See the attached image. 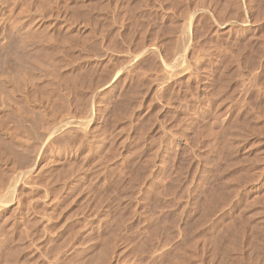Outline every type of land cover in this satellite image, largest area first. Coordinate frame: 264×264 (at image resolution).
Masks as SVG:
<instances>
[{
    "label": "rangeland",
    "instance_id": "obj_1",
    "mask_svg": "<svg viewBox=\"0 0 264 264\" xmlns=\"http://www.w3.org/2000/svg\"><path fill=\"white\" fill-rule=\"evenodd\" d=\"M1 4L0 264H264V0Z\"/></svg>",
    "mask_w": 264,
    "mask_h": 264
},
{
    "label": "bare ground",
    "instance_id": "obj_2",
    "mask_svg": "<svg viewBox=\"0 0 264 264\" xmlns=\"http://www.w3.org/2000/svg\"><path fill=\"white\" fill-rule=\"evenodd\" d=\"M23 1H24V0H23ZM31 1H32V0H31ZM2 2H3V1H2ZM5 2H6V1H5ZM28 2H29V1H28ZM45 2H46V1H45ZM35 3H36V2H35ZM23 4H24V3H23ZM23 4H22V5H23ZM26 4H27V2H26ZM26 4H25V5H26ZM29 4H30V3H29ZM36 4H37V3H36ZM48 4H49V3H48ZM1 5H2V4H1V0H0V6H1ZM3 5H4V4H3ZM10 6H12V5H10ZM27 6H29V5L27 4ZM30 6H31V5H30ZM12 7H13V6H12ZM58 7H59V6H58ZM1 8L4 9V6L1 7ZM6 8H7V7H6ZM14 8H15V6H14ZM21 8H23V7L21 6ZM32 8H33V7H32ZM17 9H18V8H17ZM30 9H31V8H30ZM0 10H2V9H0ZM27 10H28V8H27ZM12 11H13V10H12ZM20 11L22 12L23 10H20ZM28 11H29V10H28ZM0 12H1V11H0ZM9 12H10V10H9ZM21 12H19V16H20ZM23 12H24V11H23ZM29 12H30V11H29ZM36 12H38V11L36 10ZM194 12H195V11H194ZM25 13H26V12H25ZM34 13H35V12H34ZM9 14H10V13H9ZM27 14H28V13H27ZM27 14H26V15H27ZM37 14H41V12H40V13L38 12ZM14 15H16V14H14ZM22 15H24V14H22ZM22 15H21V16H22ZM28 15H30V14H28ZM28 15H27V16H28ZM0 16H1V15H0ZM27 16H25V17H27ZM41 16H42V15H41ZM8 17H9V16H7V18H8ZM10 17H12V16H10ZM22 17H23V16H22ZM22 17H21V18H22ZM34 17H35V16H34ZM3 18H4V17H3ZM21 18L18 19V20H20V21H22V22H20V21H18V20H17L18 22L16 21V22L18 23V25H19V22H20V24H21L20 27H21V28H20V27H19L18 29L16 28V27L18 26L16 22H15L16 24H13V23H12V24H9L8 27H9V28L11 27V29H12V28H13V29L16 28V30H17V32H16V30H15L16 33H18L19 30H20V32L25 31V32H23V33H26V34H27V31H26L27 28H28L27 26H28V25L30 26L29 20H28L27 18H24V20H22L23 18H22V19H21ZM31 18H32V17H31ZM1 19H2V17H1ZM11 19H12V18H11ZM13 19H14V18H13ZM29 19H30V17H29ZM33 19H34V18H33ZM33 19H30V20H33ZM37 20H38V18H37ZM42 20H43V19H42ZM0 21H1V20H0ZM14 21H15V20H14ZM24 21H25V22H24ZM23 22H24V23H23ZM33 22H34V21H33ZM40 22H41V21H40ZM8 23H9V22H8ZM8 23H7V24H8ZM3 24H4V23H3ZM7 24H6V25H7ZM32 24H33V23H32ZM233 24H234V22H233ZM37 25H38V24H37ZM0 26L3 27V25H0ZM183 26H185V25H183ZM6 27H7V26H6ZM36 27H37V26H36ZM31 28H32V27H31ZM43 28H44V27H43ZM47 28H48V27H47ZM0 29H2V28L0 27ZM5 29H6V28H5ZM39 29H40V28H39ZM184 29H185V27H184ZM28 30H29V29H28ZM2 31H4V30H2ZM2 31L0 30V41H1V42L4 41L3 39L6 38V36L4 37L5 34L1 33ZM5 31H6V30H5ZM5 31H4V32H5ZM15 32H14V33H15ZM20 32H19V33H20ZM29 32H30V31H29ZM36 32H37V31H36ZM19 33H18V34H19ZM23 33H22V34H23ZM34 33H35V31H34ZM46 33H47V31H46ZM20 34H21V33H20ZM26 34H25V35H26ZM38 34H39V33H38ZM180 34H181V32H180ZM182 34H185V33L182 32ZM36 35H37V34H36ZM186 35H187V34H186ZM23 36H24V35H23ZM23 36H22V37H23ZM9 37H10V36H9ZM12 37H13V36H12ZM37 37H38V36H37ZM20 38H21V36H20ZM25 38L28 39V36L25 37ZM25 38H24V39H25ZM29 38H30V36H29ZM183 38H184V36H183ZM187 38H188V37H187ZM187 38H186V39H187ZM27 39H26V40H27ZM34 39H35V38H34ZM45 39H46V38H45ZM184 39H185V38H184ZM22 40H23V39H22ZM38 40H39V39H38ZM181 40H183V39H181ZM19 41H20V40H19ZM28 41H29V40H28ZM43 41H44V40H43ZM1 42H0V44H1ZM29 42H30V41H29ZM48 42H50V40H48ZM183 42H184V40H183ZM20 43H21V42H20ZM37 43H38V42H37ZM185 43H186V42H184L183 45H185ZM26 44H27V43H26ZM30 44H31V43H30ZM178 44H179V43H178ZM23 45H24V44H23ZM46 45H47V44H46ZM0 46H1V45H0ZM4 46H5V45H4ZM42 46H43V45H42ZM10 47H11V46H10ZM21 47H23V46H22V43H21ZM40 47H41V46H40ZM43 47H44V46H43ZM180 47H181V46H180ZM2 48H3V47H2ZM27 48H28V47H27ZM148 48H149V47H146V49H148ZM177 48H178V47H177ZM14 49H15V48H14ZM34 49H35V48H34ZM39 49H41V48H39ZM43 49H44V48H43ZM150 49H152V46L150 47ZM178 49L180 50V48H178ZM0 50H1V49H0ZM12 50H13V49H12ZM23 50H24V49H23ZM148 50H149V49H148ZM148 50H147V51H148ZM175 50H176V49H175ZM41 51H42V49H41ZM41 51H39V52H41ZM145 51H146V50H145ZM177 51H178V50H177ZM3 52H4V51H3ZM174 52H175V51H173V54H174ZM4 53H5V52H4ZM41 53H43V52H41ZM41 53H40V54H41ZM178 53H179V51H178ZM178 53H176V54H177V56H176L177 58L179 57V56H178ZM180 53H181V52H180ZM180 53H179V54H180ZM17 54H18V53H17ZM27 54H28V53H27ZM44 54H45V53H44ZM44 54H41V55L45 56ZM176 54H175V55H176ZM11 55H12V54H11ZM47 56H48V55H47ZM25 57H26V56H25ZM171 57H172V56H171ZM176 57H175V58H176ZM27 58H28V57H26V59H27ZM38 58H39V57H38ZM127 58H128V57H127ZM177 58H176V59H177ZM179 58H180V57H179ZM8 59H9V57H8ZM13 59H14V58H13ZM44 59H45V58H44ZM176 59H175V60H176ZM4 60H5V58H4ZM28 60H29V58H28ZM41 60H42V59H41ZM177 60H179V59H177ZM181 60H182V59H181ZM172 61H173V60H172ZM4 62H5V61H4ZM15 62H16V61H15ZM40 62H41V61H40ZM169 62H170V61H169ZM2 63H3V62H2ZM26 63H27V62H26ZM41 63H42V62H41ZM41 63H40V64H41ZM176 63H177V61H176ZM178 63H179V62H178ZM180 63H181V62H180ZM180 63H179V64H180ZM4 64H5V63H4ZM36 64H37V63H36ZM38 64H39V62H38ZM42 64H43V63H42ZM44 64H46V63H44ZM2 65H3V64H2ZM10 65H11V64H10ZM171 65H172V64H171ZM7 66H8V65L6 64V66H3V67L6 68ZM12 66H13V65H12ZM21 66H22V65H21ZM36 66H37V65H36ZM39 66H40V65H39ZM41 66H42V65H41ZM47 66H48V65H47ZM10 67H11V66H10ZM10 67H9V68H10ZM19 67H20V66H19ZM169 67H171V66H169ZM172 67H173V66H172ZM0 68H1V67H0ZM12 68H14V66H13ZM174 68H175V67H174ZM3 69H4V68H3ZM44 69H45V68H44ZM184 69H186V68H184ZM1 70H2V69H1ZM1 70H0V71H1ZM6 70H7V68H6L5 70H3V71L6 72ZM9 70H10V69H9ZM9 70H8L7 73H9ZM18 70H19V69H18ZM20 70H21V69H20ZM41 70H43V69H41ZM45 70H46V69H45ZM182 70H183V69H182ZM10 71H11V70H10ZM12 71H13V70H12ZM14 72L16 73V71H14ZM14 72H13V73H14ZM47 72H48V71H47ZM166 72H167V71H166ZM1 73H2V72H1ZM1 73H0V74H1ZM13 73H12V74H13ZM39 73H40V72H39ZM48 73H49V72H48ZM171 73H172V72H170V74H171ZM5 74H6V73H4V76H5V77L2 76V74L0 75V114L3 113V112H5L6 110L8 111V109H10V108H9L10 106H9V107L7 106V102H10V101H7V100H9L11 97L17 98L16 95H15V93H16V94H20V93H21V91H19V90H17V89L9 88V87H7V86L5 85V84H6V81H7V79H8V77L11 76V75L7 76V75H5ZM10 74H11V72H10ZM175 74H176V73H175ZM16 75H17V74H16ZM18 75H20V74H18ZM41 75H42V74H41ZM172 75H174V73L171 74V76H172ZM30 76H31V75H30ZM6 77H7V78H6ZM14 77H16V76H14ZM26 77H27V76H26ZM185 77H186V76H185ZM9 78H10V77H9ZM12 78H13V77H12ZM12 78H11V80H12ZM31 78H32V77H31ZM31 78H30V80H31ZM33 78H34V77H33ZM35 78H36V77H35ZM35 78H34V79H35ZM40 78H41V77H40ZM44 78H45V77H44ZM163 78H164V77H163ZM166 78H167V77H166ZM169 78H170V77H169ZM187 78H188V77H187ZM13 79H14V78H13ZM16 79H17V78H16ZM16 79H15V80H16ZM27 79H28V78H27ZM164 79H165V78H164ZM162 80H163V79H162ZM12 81H13V80H12ZM12 81H10V82H12ZM37 81H38V80H37ZM164 81H165V80H164ZM164 81H163V82H164ZM178 81H179V80H178ZM188 81H189V79H188ZM4 82H5V83H4ZM15 82H16V81H15ZM22 82H23V80H22ZM35 82H36V81H35ZM46 82H47V81H46ZM7 83H9V79H8V82H7ZM13 83H14V82H13ZM16 83H17V82H16ZM23 83H24V82H23ZM31 83H33V82H31ZM37 83H38V82H37ZM106 83H107V82H106ZM108 83H109V82H108ZM108 83H107V84H108ZM27 84H28V83H27ZM18 85H19V84H18ZM23 85H24V84H23ZM38 86H39V85H38ZM38 86H37V87H38ZM21 87H22V86H21ZM41 87H42V86H40V88H41ZM101 87H102V86H101ZM24 88H25V86H24ZM36 89H37V88H36ZM21 90H22V88H21ZM38 90H39V89H38ZM42 90H43V89H42ZM46 90H47V89H46ZM33 91H34V90H33ZM39 91H40V90H39ZM41 92H42V91H41ZM46 93H47V92H46ZM46 93H45V94H46ZM21 94H22V93H21ZM27 94H28V93H27ZM30 95H31V94H30ZM30 95H29V96H30ZM32 95H33V94H32ZM37 95H38V94H37ZM47 95H48V94H47ZM20 96H21V95H20ZM20 96H19V97H20ZM22 96H24V95H22ZM22 96H21V97H22ZM26 96H27V95H26ZM39 96H40V92H39ZM42 96H43V95H42ZM32 97H33V96H32ZM49 97H50V96H49ZM14 98H13V99H14ZM24 98H25V96H24ZM24 98H23V99H24ZM35 98H36V97H35ZM41 98H44V97H41ZM13 99L11 98V100H13ZM28 99H29V98H28ZM14 100H15V99H14ZM29 100H30V99H29ZM31 100H32V98H31ZM45 100H46V99H45ZM27 101H28V100H27ZM45 102H46V101H45ZM19 103H21V102H19ZM28 103H29V102H28ZM25 104H26V103H25ZM45 104H46V103H45ZM9 105H10V104H9ZM39 105H40V104H39ZM32 109H33V108H32ZM35 109H36V108H35ZM44 109H45V108H44ZM12 110H14V109H12ZM27 110H28V109H27ZM30 110H31V109H30ZM16 111H17V110H16ZM60 111H61V110H60ZM18 112H19V111H18ZM87 112H89V111L87 110ZM6 113H7V112H5V113H3V114H4V115H7ZM10 113H11V112H10ZM10 113H9V115H11ZM43 113H44V112H43ZM16 114H17L18 116L21 117V115H19L17 112H16ZM21 114H22V113H21ZM30 114H31V113H30ZM37 114H38V113H37ZM45 114H46V113H45ZM4 115H3V116H4ZM13 115H14V114H12L11 116H13ZM17 115H16V116H17ZM22 115H23V114H22ZM38 115H39V114H38ZM46 115H47V114H46ZM18 116H17V117H18ZM31 116H32V115H31ZM48 116H49V115H48ZM1 117H2V115H1ZM7 117H8V116H7ZM57 117H58V116H57ZM61 117H62V116H61ZM61 117L59 118L60 121H58V122H56V123H54V124H53V121H52L53 126H52V127L49 126L51 131H49L48 134L51 135V134L54 133L55 131L59 130L60 128L63 129V127L65 128V127H67V125H70L71 123H72V125H73L74 122L67 121V119L65 120V119H63V118H62V120H61ZM63 117H64V115H63ZM67 117H68V116H67ZM39 118H40V117H39ZM88 118H89V117H88ZM0 119H2V118H0ZM42 119H43V118H42ZM13 120H14V119H13ZM40 120H41V119H40ZM47 120H48V119H47ZM53 120H54V119H53ZM26 121H27V120H26ZM36 121H37V119H36ZM54 121H56V119H55ZM74 121H75V120H74ZM14 122H15V121H14ZM221 122H222V121H221ZM45 123H47V122H45ZM77 123H78V122H77ZM79 123L81 124V122H79ZM86 123H87V122H86ZM50 124H51V123H50ZM50 124H49V125H50ZM52 124H51V125H52ZM87 124H88V123H87ZM39 125H40V124H39ZM76 125H77V124H76ZM83 125H86V124H83ZM6 126H8V125H6ZM18 126H19V125H18ZM23 126H24V125H23ZM47 126H48V124L46 125V127L44 126L45 129L47 128ZM77 126H78V125H77ZM30 127H31V126H30ZM49 127H48V128H49ZM78 127H79V126H78ZM28 128H29V127H28ZM48 128H47V129H48ZM51 128H52V129H51ZM70 128H71V127H70ZM76 128H77V127H76ZM80 128H81V127H80ZM13 129H14V128H13ZM41 129H42V128H41ZM41 129H40V130H41ZM81 129L83 130V128H81ZM0 130H1V129H0ZM43 130H44V128H43ZM60 130H61V129H60ZM66 130H67V129H66ZM66 130H65V131H66ZM7 131H8V130H7ZM30 131H31V130H30ZM45 131H46V130H45ZM47 131H48V130H47ZM62 131H63V130H62ZM76 131H77V130H76ZM63 132H64V131H63ZM83 132H84V131H83ZM0 133H1V132H0ZM19 133H20V132H19ZM34 133H35V132H34ZM45 133H46V132H45ZM61 133H62V132H61ZM84 133H85V132H84ZM10 134H11V133H10ZM26 134H27V133H26ZM43 135H44V134H43ZM50 135H49V136H50ZM89 135H91V133H90ZM3 136H4V135H3ZM26 136H27V135H26ZM40 136H41V135H40ZM85 136H86V135H85ZM0 137H1V136H0ZM21 137H24V136H21ZM41 137H42V136H41ZM15 138H16V137H15ZM27 138H28V137H26V139H27ZM0 139H1V138H0ZM11 139H12V138H11ZM20 139H22V138H20ZM40 139H41V138H40ZM88 139H89V138H88ZM27 140H28V139H27ZM86 140H87V139H86ZM0 141H1V140H0ZM3 142H4V141H3ZM29 142H30V141H29ZM92 142H93V141H92ZM9 143H10V142H9ZM22 143H23V141H20V144H22ZM45 143H46V142H45ZM7 144H8V143H7ZM16 144H17V143H16ZM20 144H19V145H20ZM23 144H25V142H24ZM86 145H87V144H86ZM15 146H16V145H15ZM37 148H38V147H37ZM15 149H16V148H15ZM15 149H14V150H15ZM2 153H3V152H2ZM5 157H6V156H5ZM35 158H36V157H35ZM0 159H1V158H0ZM33 159H34V158H33ZM17 161H18V160H17ZM33 164H34V163H33ZM20 165H21V164H20ZM7 166H8V165H7ZM9 166H10V165H9ZM25 168H26V167H25ZM32 169H33V167H32ZM27 170H28V169H27ZM29 170H31V169H29ZM32 171H33V170H32ZM23 173H26V171L21 172V174H23ZM27 173H30V171H28ZM21 174H19V175H21ZM19 175L17 174V176H14V177H15V178H16V177H19ZM23 175H24V174H23ZM29 175H30V174H29ZM15 178H12V180H16ZM9 182H10V181H9ZM9 186H10V189H8V190H9V191H8V194H9V196H10V194L12 195V191L14 192L15 183H11ZM232 187H233V186H232ZM7 188H9V187H7ZM239 189H240V188H239ZM6 190H7V189H6ZM6 190H5V192H7ZM233 190H234V189H233ZM247 191H248V190H247ZM5 192H4V193H5ZM10 192H11V193H10ZM227 193H228V192H227ZM6 194H7V193H6ZM8 194H7L6 198L8 197ZM3 195H4V194H3ZM235 195H236V194H235ZM245 195H247V194H245ZM4 197H5V195H4ZM238 197L240 198V197H242V196H239V195H238ZM245 197H246V196H245ZM245 197H244V198H245ZM257 197H258V196H257ZM9 198H10V197H9ZM11 198H12V197H11ZM228 198H229V196H228ZM241 199H242V198H240V200H241ZM260 199H261V198H260ZM210 200H211V199H210ZM210 200H209V201H210ZM218 200H219V199H218ZM218 200H216V201H218ZM221 200H222V199H221ZM253 200H254V198H253ZM48 201H49V200H48ZM222 201H223V200H222ZM238 201H239V200H238ZM242 201H243V200H242ZM251 201H252V200H251ZM16 202H17V201H16ZM212 202H213V201H212ZM239 202H240V201H239ZM245 202H246V201H245ZM215 203H216V202H215ZM254 203H255V202H254ZM209 204H210V203H209ZM223 204H224V203H223ZM247 204H248V203H247ZM214 205H215V204H214ZM219 205H220V204H219ZM256 205H257V204H256ZM258 205H259V204H258ZM45 206H46V204H45ZM224 206H225V205H224ZM224 206H223V208H225ZM226 206H227V205H226ZM16 207H17V206H16ZM52 208H53V207H52ZM213 208H214V207H213ZM248 208H249V207H248ZM50 209H51V208H50ZM219 209H220V208H219ZM208 210H210V209H208ZM212 210H213V209H212ZM212 210H210V211H212ZM242 210H243V209H242ZM244 210H245V209H244ZM18 211H19V210H18ZM28 211H29V210H28ZM204 212H205V211H204ZM207 212H208V211H207ZM259 212H260V211H259ZM69 213H70V212H69ZM109 213H110V212H109ZM208 213H209V212H208ZM8 214H9V213H8ZM42 214H43V213H42ZM212 214H213V213H212ZM69 215H70V214H69ZM248 215H249V214H248ZM258 215H259V214H258ZM59 216H60V215H59ZM6 217H7V216H6ZM66 217H67V216H66ZM66 217H65V218H66ZM99 217H100V216H99ZM10 218H11V217H10ZM42 218H43V217H42ZM42 218H41V220H42ZM67 218H68V217H67ZM97 218H98V217H97ZM231 218H232V217H231ZM248 219H249V218H248ZM18 220H19V219H18ZM49 220H50V219H49ZM53 220H54V219H53ZM243 220H244V219H243ZM34 221H35V220H34ZM222 221H223V220H222ZM234 221H235V220H234ZM234 221H233V222H234ZM12 222H13V221H12ZM44 222H45V221H44ZM196 222H197V221H196ZM205 222H206V221H205ZM217 222H218V221H217ZM220 222H221V221H220ZM229 222H230V221H229ZM10 223H11V222H10ZM37 223H38V222H37ZM223 223H225V222H223ZM242 223H243V222H242ZM41 224H42V223H41ZM198 224H199V223H198ZM201 224H202V223H201ZM230 224H231V223H230ZM234 224H235V223H234ZM234 224H231L230 226H232V225H234ZM243 224H244V223H243ZM49 225H50V224H49ZM210 225H211V224H210ZM236 225H237V224H236ZM9 226H10V225H9ZM198 226H199V225H198ZM200 226H201V225H200ZM203 226H205V225H203ZM230 226H229V225L227 226V228L229 229V230L227 229V230L229 231L228 233H230V232H231V229H232V228H229ZM261 226H262V225H261ZM31 227H32V226H31ZM45 227H47V226H45ZM45 227H44V228H45ZM232 227H233V226H232ZM236 227H237V226H234V231H235V228H236ZM7 228H8V227H7ZM220 228H221V227H220ZM223 228H224V227H223ZM223 228H222V229H223ZM21 229H22V228H21ZM58 229H59V228H58ZM79 229H80V228H79ZM195 229H196V228H195ZM237 229H238V228H237ZM242 229H243V228H242ZM197 230H198V229H197ZM219 230H220V229H219ZM239 230H240V229H239ZM76 231H77V230H76ZM76 231H75V232H76ZM221 231H222V230H221ZM234 231H233V232H234ZM68 232H69V231H68ZM96 232H97V231H96ZM219 232H220V231H219ZM235 232H236V231H235ZM263 232H264V231H263ZM222 233L224 234V231H222ZM225 233H226V231H225ZM236 233H237V232H236ZM211 234H212V233H211ZM231 234H232V233H231ZM237 234H239V233H237ZM111 235H112V234H111ZM205 235H206V234H205ZM233 235H234V237H235V234H233ZM251 235H252V234H251ZM209 236H210V235H209ZM224 236H225V235H224ZM229 236H230V235H229ZM231 236H232V235H231ZM237 236H238V235H237ZM242 236H243V235H242ZM242 236H241V237H242ZM263 236H264V235H263ZM114 237H115V236H114ZM218 237H219V236H218ZM225 237H226V236H225ZM225 237H224V238H225ZM232 237H233V236H232ZM26 238H27V237H26ZM38 238H39V237H38ZM38 238H37V239H38ZM92 238H93V237H92ZM245 238H246V237H245ZM28 239H29V238H28ZM93 239H94V238H93ZM113 239H114V238H113ZM115 239H117V238H115ZM121 239H122V238H121ZM227 239H229V238H228V235H227ZM252 239H253V238H252ZM23 240H24V239H23ZM117 240H119V239H117ZM202 240H203V238H202ZM212 240H213V239H212ZM228 241H229V240H228ZM230 241H231V239H230ZM258 241H259V240H258ZM14 242H15V241H14ZM16 242H18V241H16ZM35 242H36V241H35ZM232 242H233V239H232ZM246 242H247V241H246ZM11 243H12V242H11ZM21 243H22V242H21ZM71 243H72V242H71ZM194 243H195V242H194ZM229 243H231V242H229ZM33 244H34V243H33ZM56 244H57V243H56ZM94 244H95V243H94ZM189 244H190V243H189ZM189 244H188V245H189ZM200 244H201V243H200ZM243 244H244V243H243ZM256 244H257V243H256ZM205 245H206V244H205ZM222 245H223V244H222ZM12 246H13V245H12ZM16 246H17V245H16ZM115 246H116V245H115ZM229 246H231V245H229ZM61 247H62V246H61ZM64 247H65V246H64ZM206 247H207V246H206ZM225 247H226V246H225ZM105 248H108V247L105 246ZM105 248L103 247L101 251H98V252L101 253L100 256H103V258L105 257V254L107 253V251H106ZM251 248H252V247H251ZM14 249H15V248H14ZM10 250H11V249H10ZM69 250H70V249H69ZM77 250H78V249H77ZM77 250H76V251H77ZM120 250H121V249H120ZM257 250H258V249H257ZM76 251H75V253H76ZM123 251H124V249H123ZM200 251H201V250H200ZM202 251H203V250H202ZM117 252H119V251H117ZM117 252H116V253H117ZM126 252H127V251H126ZM210 252H211V251H210ZM210 252H209V253H210ZM54 253H55V251H54ZM81 253H82V252H77V253H76L77 255H76V254H75L76 256L74 255V256H75V260H73V262H72L71 264H80V263H81L80 260L83 258V257H82V258L80 259ZM83 253H84V251H83ZM222 253H223V252H222ZM226 253H227V252H226ZM56 254H57V253H56ZM59 254H60V253H59ZM118 254H119V253H118ZM250 254H251V253H250ZM256 254H257V253H256ZM86 256H87V255H86ZM98 256H99V254H98ZM211 256H212V255H211ZM211 256H210V257H211ZM220 256H221V255H220ZM10 257H12V256L10 255ZM10 257H9V258H10ZM51 257H52V255H51ZM55 257H56V256H55ZM106 257H107V256H106ZM190 257H191V256H190ZM58 258H59V257H58ZM88 258H89V257H88ZM88 258H87V259H88ZM100 258H102V257H100ZM114 258H115V257H114ZM247 258H248V257H247ZM259 258H260V257H259ZM6 259H7V258H6ZM12 259H13V257H12ZM12 259H11V260H8V259H7L6 261H11V262H12ZM73 259H74V258H73ZM92 259H93V258H92ZM107 259H109V258H104V259H103L104 262H105V260H106V262H107ZM173 259H174V258H173ZM177 259H178V258H177ZM226 259H227V258H226ZM88 260H89V259H88ZM93 260H94V259H93ZM99 260H100V259H99ZM114 260H115V259H114ZM171 260H172V259H171ZM115 261H116V260H115ZM172 261H173V260H172ZM35 262H36V261H35ZM54 262H55V261H54ZM84 262H85V261H84ZM100 262H101V261H100ZM104 262H103V263L101 262L100 264H104ZM170 262H171V261H170ZM175 262H177V261H175ZM4 263H5V261H4ZM4 263H3V264H4ZM93 263H96V262L93 261ZM93 263L90 262V264H93ZM115 263H116V262H115ZM122 263H123V262H122ZM165 263H166V262H165ZM172 263H174V262H172ZM172 263H171V264H172ZM181 263H182V262H181ZM5 264H6V263H5ZM7 264H8V263H7ZM10 264H11V263H10ZM24 264H25V263H24ZM81 264H82V263H81ZM85 264H86V263H85ZM105 264H107V263H105ZM108 264H113V263L110 261ZM169 264H170V263H169Z\"/></svg>",
    "mask_w": 264,
    "mask_h": 264
}]
</instances>
